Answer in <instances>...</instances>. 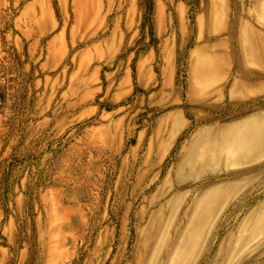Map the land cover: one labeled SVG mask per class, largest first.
Segmentation results:
<instances>
[{"label":"rangeland","instance_id":"obj_1","mask_svg":"<svg viewBox=\"0 0 264 264\" xmlns=\"http://www.w3.org/2000/svg\"><path fill=\"white\" fill-rule=\"evenodd\" d=\"M226 34L259 97L215 118L255 125L264 0H0V264H264L261 128L188 186L169 173L189 114L145 158L156 121L188 109L189 53Z\"/></svg>","mask_w":264,"mask_h":264},{"label":"crops","instance_id":"obj_2","mask_svg":"<svg viewBox=\"0 0 264 264\" xmlns=\"http://www.w3.org/2000/svg\"><path fill=\"white\" fill-rule=\"evenodd\" d=\"M230 37L226 34L220 42L210 44L209 48L200 42L195 45L187 58L185 96L188 109L170 111L161 116L148 141L145 158L154 157L156 162L165 159L179 134L189 125V121L182 119L183 114L191 116L197 125L180 144L176 162L169 173L171 176L184 177V181L180 182L187 186L196 183L199 178L218 174L219 165L230 160V154L240 142L238 139H243L244 135L251 136L250 128L259 127L264 134V110H259L261 115L258 120H254L255 125L243 118L230 122H220L215 118L224 109L242 106L259 97L255 92L241 91L249 82L244 75L248 72L245 65L251 59L247 60L242 53L236 52L234 44L229 42ZM145 65L142 61L143 69ZM167 66L166 62L161 65L163 73ZM172 66L175 67V61ZM166 77L168 79L169 75ZM230 77L231 83L227 86ZM167 84L163 85V93ZM256 85L264 87V78L256 81ZM256 85H252L251 91ZM137 142L139 145L140 138ZM201 198L198 195L193 205L201 202Z\"/></svg>","mask_w":264,"mask_h":264}]
</instances>
